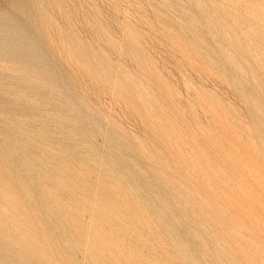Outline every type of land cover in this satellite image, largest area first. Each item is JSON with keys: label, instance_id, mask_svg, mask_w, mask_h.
<instances>
[{"label": "rangeland", "instance_id": "obj_1", "mask_svg": "<svg viewBox=\"0 0 264 264\" xmlns=\"http://www.w3.org/2000/svg\"><path fill=\"white\" fill-rule=\"evenodd\" d=\"M15 13L48 58L0 52V257L264 264V0H0V31Z\"/></svg>", "mask_w": 264, "mask_h": 264}, {"label": "bare ground", "instance_id": "obj_2", "mask_svg": "<svg viewBox=\"0 0 264 264\" xmlns=\"http://www.w3.org/2000/svg\"><path fill=\"white\" fill-rule=\"evenodd\" d=\"M2 18H4L3 15H2ZM9 18L13 19L16 23H8V25L6 23L3 25V29L0 31V44L2 45V46L0 45V52L3 54V56L8 60H13V61L14 60H23L24 58H26L27 56H30V55L33 56L35 59H38L39 57L48 58L47 52L44 51L45 48L43 49V47L37 42V40H40V34L33 33V31H32V27L34 26L35 22L32 20L26 19V17H23L21 14H18V13L13 14ZM48 23L51 24V22H48ZM44 29H45V27H44ZM5 33H8V35H5ZM56 34L57 33H55V35ZM52 35H54L53 32H52ZM57 35H59V34H57ZM62 36H63V34H62ZM54 38H55V36H54ZM51 39H50V41H51ZM58 39L60 40V38H58ZM60 45H62V44H60ZM62 48H63V45H62L61 49ZM61 49H60V51H61ZM67 54H66L67 57H71L69 55V52ZM25 63H29V62L25 61ZM42 69L45 71H51V72L54 71L53 66L50 67L49 69L42 66ZM53 73L56 76L55 72H53ZM21 134H29V131L27 129L23 128ZM85 145L91 146V144H89L88 142H85ZM82 157L85 161L87 170L89 172H93L97 175H100L101 178L108 177V175L105 172V167H101L100 165H98V160H97L96 156L94 155L93 151L86 150L85 152L82 153ZM163 221H164V219H163ZM180 247L185 248V245L182 244ZM191 249H192L193 253L190 256H188V260L190 261V264H203L200 259L196 258V251H195L194 247H191ZM24 262L22 264H27ZM0 264H8V263L2 257H0Z\"/></svg>", "mask_w": 264, "mask_h": 264}]
</instances>
